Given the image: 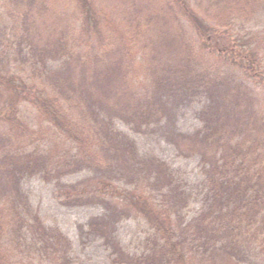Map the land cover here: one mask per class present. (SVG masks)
I'll use <instances>...</instances> for the list:
<instances>
[{
    "label": "trees",
    "instance_id": "obj_1",
    "mask_svg": "<svg viewBox=\"0 0 264 264\" xmlns=\"http://www.w3.org/2000/svg\"><path fill=\"white\" fill-rule=\"evenodd\" d=\"M81 1L87 9V1ZM166 3L172 7L171 0ZM259 5L264 7V0H231L226 15H249ZM185 12L193 18V12ZM168 13L163 11L161 18L167 19ZM146 17L153 21L159 15ZM140 24L139 18L130 27L137 40L142 38ZM141 43L143 50L150 44ZM55 45L30 48L28 55L40 69L49 53L68 57L59 71L41 72L50 92L44 91L37 108L49 123L47 129L17 122L18 85L0 67V103L5 104L0 105V264H71L70 239L43 223L21 188V180L35 174L55 183L66 205L99 202L107 209V215L91 219L88 228L111 246L118 264H260L256 258L264 259V115L255 106L247 76L227 60L220 66L195 61L192 49L185 58H164L160 51L155 55L154 48L145 65L141 58L142 71L137 72L141 66L125 44L112 41L103 60L93 56L91 42L85 44L88 50L61 39ZM115 52L113 60L110 54ZM197 89L209 97L199 113L203 126L174 142L181 151L187 148L200 155L209 204L184 223L181 211L192 204L198 186L183 185L180 173L165 162L141 157L134 142L114 128L113 118L142 130L159 124L163 116L169 118L171 97ZM53 128L65 138L58 132L52 135ZM67 139L75 143V151L67 148ZM84 166L94 168L99 181L89 179V189L62 184L66 173ZM133 215L142 216L150 229L147 252L140 256L125 252L113 238L116 224Z\"/></svg>",
    "mask_w": 264,
    "mask_h": 264
},
{
    "label": "rangeland",
    "instance_id": "obj_2",
    "mask_svg": "<svg viewBox=\"0 0 264 264\" xmlns=\"http://www.w3.org/2000/svg\"><path fill=\"white\" fill-rule=\"evenodd\" d=\"M86 1L87 9L81 0H0V67L9 71L7 73L18 85L14 104L18 107L17 122L34 129H38L39 125L48 128L49 123L44 121L37 108V105H41L44 91L49 89L48 82L42 80L41 72L59 71L68 57H56L49 53L45 68L40 69L39 64H31L28 55L30 48L38 50L48 45L56 48L55 44H58L59 39L85 50H88L85 44L91 42L93 56H98L100 60L109 54L112 47L107 48L112 41L116 46L128 45V52L132 50L137 66H141L137 72L142 71L141 58L145 65L146 60L150 61V55L155 53L154 48L155 55L160 51L164 58L172 55L185 58L184 55L192 49L195 61L204 60L220 66L227 60L230 67L236 68L240 75L247 76V85L254 95L255 106L264 115L263 5H259L249 15L227 16L226 12L229 13L232 8L228 6L231 0H171V8L167 5V0ZM183 4L185 9L181 10ZM186 10L193 12L190 14L193 18H189ZM163 11H169L167 19L161 18ZM175 11H178V15ZM148 14L159 17L153 21L147 20ZM139 18L142 21L140 25L143 26L141 40H137L130 30L133 22ZM195 19L198 23H195ZM127 20H130L128 24ZM141 42L150 43L149 47L143 50ZM116 53L110 56L113 58ZM92 59L91 62H94ZM190 93L171 97L168 102L169 118L163 116L159 124L143 126L142 130H136L133 123L120 117L113 118L114 128L134 142L141 157L165 162L174 173H180L183 185L198 186L192 204L181 211L180 219L184 223L205 211L209 204V194L203 187L205 173L200 155L190 154L191 150L187 148H182L183 152L174 142L180 134H194L203 126L199 113L208 106L209 97L199 89ZM2 96L1 94L0 97ZM54 128L49 132L52 135L53 132H58L64 139L65 136ZM48 139L50 135L44 138L45 141ZM65 141L68 149L76 150L73 141ZM98 175L94 168L84 166L66 173L61 182L64 185L79 183L83 188L89 189V179L99 181ZM21 188L43 223L47 227L59 228L70 239L71 264H118L114 260L111 246L88 228L91 219L107 215L108 211L101 203L66 205L61 197L59 199L55 183L44 180L38 174L25 176L21 180ZM149 231L146 220L142 216L133 215L116 224L113 238L125 252L140 256L147 252ZM256 259L264 264V259Z\"/></svg>",
    "mask_w": 264,
    "mask_h": 264
}]
</instances>
